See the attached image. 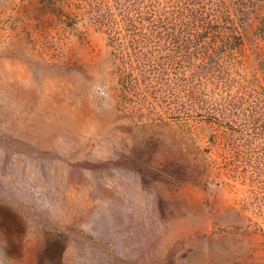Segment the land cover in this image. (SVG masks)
<instances>
[{
	"label": "rangeland",
	"instance_id": "rangeland-1",
	"mask_svg": "<svg viewBox=\"0 0 264 264\" xmlns=\"http://www.w3.org/2000/svg\"><path fill=\"white\" fill-rule=\"evenodd\" d=\"M212 1L195 76L207 101L260 114L264 0ZM46 9L0 0V264H264V135L239 159L182 94L120 104L106 34Z\"/></svg>",
	"mask_w": 264,
	"mask_h": 264
},
{
	"label": "trees",
	"instance_id": "trees-1",
	"mask_svg": "<svg viewBox=\"0 0 264 264\" xmlns=\"http://www.w3.org/2000/svg\"><path fill=\"white\" fill-rule=\"evenodd\" d=\"M39 2L46 6L48 13L67 26L77 19H85L106 34L117 61L116 82L121 95L120 104H141L147 109L156 110L162 103L165 107L167 99L180 101L178 95L182 94L189 103L186 116L205 113L218 128L217 147L231 151L239 159L249 155L252 139L264 135V122L259 128L255 119L261 117L264 121V109L259 114V106L251 104L239 112L234 111L230 103L223 108L221 99L207 101L203 78L195 76L194 68L201 72L209 58L196 39L220 24L222 15L224 18L219 3L212 0ZM174 28L179 33L174 32ZM183 31L187 34H181ZM164 35L185 36L184 44H172L173 39L162 42L159 37ZM188 67L192 69L189 77L177 73L180 68ZM236 162L235 165L239 163Z\"/></svg>",
	"mask_w": 264,
	"mask_h": 264
}]
</instances>
